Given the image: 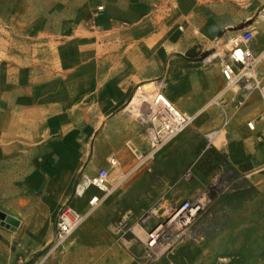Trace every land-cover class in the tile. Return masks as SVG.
I'll return each instance as SVG.
<instances>
[{
    "label": "rangeland",
    "instance_id": "obj_1",
    "mask_svg": "<svg viewBox=\"0 0 264 264\" xmlns=\"http://www.w3.org/2000/svg\"><path fill=\"white\" fill-rule=\"evenodd\" d=\"M137 1L148 5L146 19L156 24L178 9L177 0ZM103 4L107 14L98 24L94 14ZM136 9L124 0H0V210L22 221L7 228L0 220V264H111L106 258L111 248L124 252L127 264H264V181L242 177L231 167L224 145L228 128L208 146L210 130L199 128L198 121L129 175L62 247L51 251L58 210L50 205L51 194L43 193L53 170L45 167L39 147L54 133L52 122L91 112L94 86L123 71L136 43L172 49L167 30L153 37L140 33ZM223 37V32L203 38L192 34L194 43L184 56L188 59L192 50L188 60L199 69H220L216 61L205 66L204 59L217 45H228L229 34ZM258 39L263 47L264 26ZM156 79L164 77L151 80ZM132 97L123 110L139 130L137 142L126 140L134 155L128 172L148 149L146 125L126 111ZM209 109L220 110L217 105ZM35 175L41 181L35 182ZM119 175L115 169L112 179ZM203 196L205 205L195 219L163 238L165 253L145 247L138 225L150 232L169 220V205ZM89 222L97 233L89 242L74 241Z\"/></svg>",
    "mask_w": 264,
    "mask_h": 264
},
{
    "label": "crops",
    "instance_id": "obj_2",
    "mask_svg": "<svg viewBox=\"0 0 264 264\" xmlns=\"http://www.w3.org/2000/svg\"><path fill=\"white\" fill-rule=\"evenodd\" d=\"M177 1L178 9L173 8L166 21L156 24L152 22L153 18L146 19L149 13L148 5L143 4V1L124 0V4L134 2L136 10L141 11L135 15L137 26L142 25L140 33L153 37L167 30V41L172 49L167 50L163 44L150 48L142 43H136L126 54L123 71L94 86L95 107L91 112L70 113L65 119L55 118L52 122L54 133L48 140L42 142L39 153L45 167H51L53 170L43 193L51 194L50 205L58 212L66 202H71L81 211L87 208V197H71L82 170L87 174H95L102 167H110L109 159L115 156L119 164L111 168V181L120 182L126 176L127 167L134 158L126 147V140L131 138L135 142L138 141L139 125L130 120L123 109L134 95L138 84L164 77V92L179 109L189 113L202 109L212 98L213 93L225 86L226 81L220 69L207 72L186 59L184 54L194 43L191 41V35L203 38L223 32L224 37L228 34L230 37L232 32L238 29L239 24L249 21L253 18L254 12L264 6V0H247L244 4L234 0ZM103 6L104 11L97 16V11L94 14V21L96 23L98 21V24L107 14L105 4ZM181 28L183 30L187 28L184 30L185 35ZM258 42L254 45L256 50L264 47H260ZM233 100L229 105L230 119L227 126V142L224 144L229 163L242 177L264 181V124L257 131L250 130L247 125L255 113L261 111L263 102L259 94H255L246 106L235 111ZM196 121L199 128L211 131L222 123V114L220 110L212 112L208 109ZM115 169L120 172L116 181L112 179V172ZM39 181L41 176L35 175V182ZM43 209L47 210V206ZM20 222L21 226L22 221ZM95 226L91 222L86 224L77 232L74 241L86 239L89 242V238L97 233V230L90 229ZM107 255L106 258L111 259V264H127L124 252L111 248Z\"/></svg>",
    "mask_w": 264,
    "mask_h": 264
},
{
    "label": "built area",
    "instance_id": "obj_3",
    "mask_svg": "<svg viewBox=\"0 0 264 264\" xmlns=\"http://www.w3.org/2000/svg\"><path fill=\"white\" fill-rule=\"evenodd\" d=\"M102 11H104L103 5L98 7L96 16ZM261 25H264V6L257 11L255 19L250 24L232 32L226 47L217 45L214 51L204 59L205 66L217 62L226 84L197 112L182 111L171 102L164 92V79L152 81L154 86L150 99L154 112L148 113L143 110V105L140 107L144 113V117L140 119L146 125L145 136L148 149L141 155L139 162L126 173L127 177L161 153L168 144L185 133L205 111L214 105H217L221 111L222 123L218 128L206 134L208 146L213 145L216 138L223 134L227 128L230 119L229 105L233 99L235 101L233 108L235 111H239L251 101L255 94H259L263 102L262 109L257 116L247 122V125L250 130L257 131L264 124V47L259 50L254 47L260 36ZM140 89L141 84L136 88L132 98L137 95ZM143 94L141 93L139 98H143ZM109 163L110 167H102L95 174L82 172L74 196L87 197V208L83 211L78 210L71 202H66L60 208L55 220L51 251L62 247L122 183V181L116 183L111 181V168L119 164L118 159L113 156L109 159ZM83 182H85V186H82L83 189L80 191ZM92 189L97 191L91 192ZM202 207L203 203L199 199H188L169 205L165 212L168 213L169 219L184 213L185 216L194 220L196 215L192 216V212L197 210L198 214ZM151 214H155V210H152ZM151 214L144 217L143 222L149 220ZM153 231L147 232L148 237L142 241L145 247L155 254L156 250L164 245L163 238L159 239L153 236Z\"/></svg>",
    "mask_w": 264,
    "mask_h": 264
},
{
    "label": "bare ground",
    "instance_id": "obj_4",
    "mask_svg": "<svg viewBox=\"0 0 264 264\" xmlns=\"http://www.w3.org/2000/svg\"><path fill=\"white\" fill-rule=\"evenodd\" d=\"M235 1H243V0H235ZM153 82L152 80L149 81H145L142 83L141 85V89L138 91L137 95L134 96V98H132V101L130 102V104L126 107V111L129 112V114H131V116L134 119L139 120L140 118H143L144 113L142 112V110L140 109V107L143 105L147 106V110L148 113H152V111L154 112V108L151 105V99H150V95L152 94L153 91ZM141 93L143 94V98H139L141 96ZM142 99V100H141ZM149 102V103H148ZM222 134L220 136H218L216 138L217 142L218 140H220ZM127 177L124 176L123 179H121L120 181L125 180V178ZM82 186H85V182H83V184L80 187V191L83 189ZM200 202L203 203V205H205V196L201 197ZM197 211V210H196ZM196 211L192 212V216L197 215ZM192 218H189L187 216L184 215V213H180L176 216L171 217V219H169L166 223H161L158 224L157 226H155L154 231H153V236L162 239L166 236V234L170 231L173 230L174 228H184L186 226H188L190 224V222H192ZM138 234L143 237V238H147L148 237V233L141 227V226H137L136 228ZM167 246H161L158 250H156V254L157 255H161L163 253H165V251L167 250Z\"/></svg>",
    "mask_w": 264,
    "mask_h": 264
},
{
    "label": "water",
    "instance_id": "obj_5",
    "mask_svg": "<svg viewBox=\"0 0 264 264\" xmlns=\"http://www.w3.org/2000/svg\"><path fill=\"white\" fill-rule=\"evenodd\" d=\"M0 220L3 226L10 228L11 226H20V220L0 210Z\"/></svg>",
    "mask_w": 264,
    "mask_h": 264
},
{
    "label": "trees",
    "instance_id": "obj_6",
    "mask_svg": "<svg viewBox=\"0 0 264 264\" xmlns=\"http://www.w3.org/2000/svg\"><path fill=\"white\" fill-rule=\"evenodd\" d=\"M250 23H251V22H248L247 24H245V26L248 25V24H250ZM242 27H244V26H242ZM242 27H241V28H242ZM191 51H192V50H191ZM191 51L188 52V56H187L188 59H191V58H190Z\"/></svg>",
    "mask_w": 264,
    "mask_h": 264
}]
</instances>
